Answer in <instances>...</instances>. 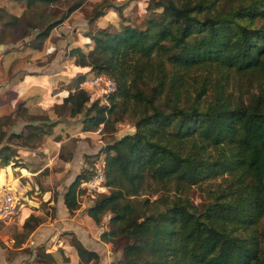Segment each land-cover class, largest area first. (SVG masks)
I'll return each mask as SVG.
<instances>
[{
  "label": "trees",
  "instance_id": "obj_1",
  "mask_svg": "<svg viewBox=\"0 0 264 264\" xmlns=\"http://www.w3.org/2000/svg\"><path fill=\"white\" fill-rule=\"evenodd\" d=\"M19 1L20 15L0 9V21L8 36L36 28V40L76 7L53 18L47 6L56 0ZM147 8L138 26L123 21L116 31L87 34L88 53L69 49L76 67L110 77L116 89L104 105L78 87L80 76L55 109L82 113L89 131L106 128V114L118 106L134 126L101 148L110 191L87 215L96 225L109 215L99 239L120 249L114 264H264V0H158ZM74 139L59 141L65 160ZM91 172L67 186L69 212L78 209L79 183ZM194 186L205 197L200 205L188 196ZM74 248L82 262L97 259L77 242ZM36 256L57 264L50 253Z\"/></svg>",
  "mask_w": 264,
  "mask_h": 264
},
{
  "label": "crops",
  "instance_id": "obj_2",
  "mask_svg": "<svg viewBox=\"0 0 264 264\" xmlns=\"http://www.w3.org/2000/svg\"><path fill=\"white\" fill-rule=\"evenodd\" d=\"M23 8V2L19 0H0V9L12 15L19 16ZM70 16L72 12L65 18L70 19ZM62 21L51 28L43 40L34 39L38 32L36 28L25 29L21 36L16 32L8 36L7 26L0 21V132L3 133L0 139V174L4 175L3 185L23 198L12 218L2 224L26 219L27 216L39 218L41 207L46 205L53 208L54 215L44 214L43 222L37 220L25 242L16 249L29 242L31 244L27 246L36 249L44 239L50 250L59 248L70 264H79L74 245L70 243L74 239L85 250L97 255V264H109L107 244L99 240V234L107 228V220L94 224L86 212L90 205L82 204L69 212L62 197L73 179L63 184L55 173L56 166L60 172L70 167L73 178L78 174L82 166L81 150L84 148L85 152V141L90 134L81 128L80 121L73 122L80 118V114L70 117L68 105L63 112L55 109L73 90L71 75L76 80L78 72L71 57L61 53V44L69 42L65 39L67 35L61 36L65 29ZM73 29H69L67 38L72 34L75 38ZM84 37L88 38L87 34ZM68 128L74 129L70 135H67ZM68 137L79 141H76L72 155L65 160L58 153V145L60 140ZM2 148H6L5 156H8L6 165L1 164ZM7 167L9 171H6ZM44 170L48 171L49 179L42 173ZM8 179L15 184L12 185ZM10 241L12 238L3 237L0 231V242L11 248ZM7 252L0 244V264L8 262Z\"/></svg>",
  "mask_w": 264,
  "mask_h": 264
},
{
  "label": "rangeland",
  "instance_id": "obj_3",
  "mask_svg": "<svg viewBox=\"0 0 264 264\" xmlns=\"http://www.w3.org/2000/svg\"><path fill=\"white\" fill-rule=\"evenodd\" d=\"M153 1H158V0H56L50 6H47V10L50 11L53 18H58L59 15L62 14L68 6L76 5L75 9L72 11V16H70L71 18L70 19L65 18L62 21V25H64L65 29L63 32L64 34L62 33L61 36L65 37V35H67L68 37L69 29H73V28H74L73 32L75 34V38H73V34H72L71 38H67V37L65 38L67 41H69L68 43L63 42L61 44V53L62 54L64 53V55L67 56L70 51L69 49L72 48L73 46H77L85 53H88L90 48L88 46L89 45L91 46V42L88 38L84 37V35L93 34L98 28L107 27L109 31H116L119 26L118 25L119 22H123V21L125 23L138 26V24H140V22L149 14V10L147 7ZM97 13H100L101 15L95 17V14ZM71 59L73 61V57H71ZM76 70L78 71L75 74L77 79L80 76H85V79L89 77V72L87 68L76 67ZM71 78L73 80L72 79L70 80V86H72L74 90L75 89L74 83L77 79L75 80L74 76L72 75ZM81 83L78 85V87H81L80 86ZM83 89L86 91V93H89V88L84 87ZM103 102L105 101H102L101 103ZM103 104L105 105V103ZM106 105H108V102ZM123 111L124 113L122 114L120 107L118 106L114 107L110 113L106 114L107 122H108L106 128L102 129L101 125H98L95 128L92 127L90 128L89 130L90 134L87 135L88 138L85 141L87 145L85 148L86 150L85 152L83 151L84 148L81 150L82 155L80 158H81L82 166L78 171V174L81 173L82 170H87L90 167L92 168L93 163L99 157H102V154H99L101 148L109 144L113 138L116 139V136L118 134L128 130L134 132V126L132 125L131 119L126 117L125 114L127 110H123ZM79 117H80L79 119L73 120V122L76 121L77 123H79L80 121L82 124L81 128H84L83 114L81 113ZM72 130L74 129L68 128L67 135H70L69 133H71ZM73 141H74L73 143L74 145L73 151H74L77 145L76 141L79 140L74 139ZM69 148H70V144L66 146V149ZM42 173H45L44 175L46 176V178L49 179L47 170H44ZM55 173L58 175L56 178H60L61 183L63 184L70 181L71 178L73 179L72 169L70 167L67 168L65 172L63 170L60 172L59 167L57 168L55 166ZM217 181L218 179H214L213 181H211V185L216 183ZM206 183L207 181H204L199 185L204 186ZM79 189L80 192L79 195L77 196V200L79 202L78 208H80L82 204L90 205L95 200H97L101 194H108L110 191L108 187H105L101 192H95V191L89 192L87 191V189H82L80 187V183H79ZM198 189L200 188L194 186L190 188L188 193L190 201H192L195 205H200L201 202L205 201L204 195H202V193ZM143 193H147V192H143ZM16 194L19 193L16 192ZM51 195L53 196V192L51 193ZM149 197L150 199L154 198V196H149ZM52 209L53 208L44 205L43 207H41L42 214H40L39 218H34L33 216H29V217L27 216L26 219L24 218L25 220L20 218L19 221L13 223L12 222L8 224L0 223V231L3 234V237H6L7 239L12 238L13 240L9 242L10 244L9 246L11 248H7L3 242H0L3 248L5 247L8 250L6 255L8 262L5 261L2 262V264H43L39 262L36 256L37 254L42 252L50 253L53 256L54 262L57 264H70L67 261L68 259H66L63 256L61 249L53 248V250H50V248L47 245H45L47 240L44 239L40 240L41 245H39V247L36 249H30L29 246H27L29 243L31 244V242H29L27 245H23V248L16 249L22 246L20 243L18 244V241L20 240V233L22 231H27V230L31 231L37 220L43 222L45 220L44 214H46L47 216L48 215L53 216L54 212ZM108 218L109 215L106 214L100 220L99 224L104 223V221L108 220ZM262 224L264 225V221ZM23 226H25L26 228L24 229ZM75 242L76 240L74 239L73 240L71 239L70 241V243H72L73 245ZM106 244L109 251L107 252L108 253L107 255L109 256V264H114L115 261H117L121 257V251L119 248H116L115 243H106ZM97 260L98 259H95L86 264H97ZM66 261L67 263H64ZM81 263L83 264L85 262H82V260H80L79 264Z\"/></svg>",
  "mask_w": 264,
  "mask_h": 264
},
{
  "label": "built area",
  "instance_id": "obj_4",
  "mask_svg": "<svg viewBox=\"0 0 264 264\" xmlns=\"http://www.w3.org/2000/svg\"><path fill=\"white\" fill-rule=\"evenodd\" d=\"M82 88H89V97L91 100L99 98L102 102L107 94L115 91L116 85L114 81L104 75L96 74L82 81ZM91 174L80 182L82 189L89 192H101L105 188L104 185V160L99 157L91 168ZM23 198L4 185H0V222L4 223L12 218L15 211L22 205Z\"/></svg>",
  "mask_w": 264,
  "mask_h": 264
},
{
  "label": "water",
  "instance_id": "obj_5",
  "mask_svg": "<svg viewBox=\"0 0 264 264\" xmlns=\"http://www.w3.org/2000/svg\"><path fill=\"white\" fill-rule=\"evenodd\" d=\"M132 133H133V131H131V130L123 131V132H121L120 134H118L116 136V139L119 140L121 137L126 136V135H129V134H132Z\"/></svg>",
  "mask_w": 264,
  "mask_h": 264
}]
</instances>
